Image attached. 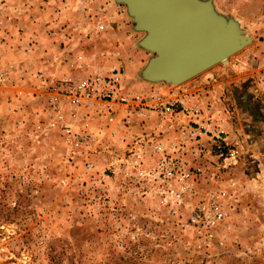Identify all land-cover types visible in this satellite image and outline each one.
I'll list each match as a JSON object with an SVG mask.
<instances>
[{
	"label": "rangeland",
	"instance_id": "1",
	"mask_svg": "<svg viewBox=\"0 0 264 264\" xmlns=\"http://www.w3.org/2000/svg\"><path fill=\"white\" fill-rule=\"evenodd\" d=\"M214 2L252 42L147 90L136 73L151 53L124 4L0 0V264H264V179L228 156L245 141L264 165V0ZM109 63L124 65L113 121L83 111L70 134L51 127L68 118L49 98L63 79Z\"/></svg>",
	"mask_w": 264,
	"mask_h": 264
},
{
	"label": "water",
	"instance_id": "2",
	"mask_svg": "<svg viewBox=\"0 0 264 264\" xmlns=\"http://www.w3.org/2000/svg\"><path fill=\"white\" fill-rule=\"evenodd\" d=\"M127 8L137 42L151 53L139 77L151 84L182 85L252 42L241 22L217 10L214 0H116Z\"/></svg>",
	"mask_w": 264,
	"mask_h": 264
},
{
	"label": "built area",
	"instance_id": "3",
	"mask_svg": "<svg viewBox=\"0 0 264 264\" xmlns=\"http://www.w3.org/2000/svg\"><path fill=\"white\" fill-rule=\"evenodd\" d=\"M77 60L82 63L84 61L83 56H79ZM81 66L83 65H78V67ZM120 69L113 66L105 70L96 66L86 71V77L69 76L63 79L59 88V96H61V102H65L66 108H68V118L70 120L64 112L56 110L50 126L53 127L56 121H69L71 123L64 126V132L70 134L73 126L72 120L80 118L79 115L83 111L85 116L88 115L87 112H91L97 116L101 114V116L107 117L110 122L113 121V105L116 104L122 82ZM169 104L172 105L168 101L164 104L161 103L164 108H167ZM192 111L198 112V109L194 108ZM221 133L223 132L221 131ZM236 154V151H231L228 156L234 158ZM219 214L220 217L222 214Z\"/></svg>",
	"mask_w": 264,
	"mask_h": 264
},
{
	"label": "crops",
	"instance_id": "4",
	"mask_svg": "<svg viewBox=\"0 0 264 264\" xmlns=\"http://www.w3.org/2000/svg\"><path fill=\"white\" fill-rule=\"evenodd\" d=\"M34 24V23H33ZM22 35V34H21ZM52 36L51 37H54L53 36V34H51ZM32 41H31V45H29L28 46V52L26 53V55H28V56H30L31 57V54L33 55V56H35V54H37L40 50H39V48H38V46L36 45V43L37 42H35V39H36V36L35 35H32ZM49 38V37H48ZM102 57H104V56H102ZM103 60H104V58H103ZM47 61H49V60H47ZM94 61H95V59H94ZM94 61H92V62H94ZM97 61V60H96ZM46 62V60H44L43 62H42V59H41V61L39 62V65H40V63L41 64H43L42 66H43V68H47L48 67V69H49V65L47 66V65H45L44 66V63ZM99 62H101L103 65H105L104 63L105 62H103V61H99ZM145 63L146 62H144V63H142L141 64V68H139V70H138V72L136 73V75H137V77L139 78L138 80H137V82L138 83H142V85L145 87V88H147V90H151L152 89V87L153 86H151L152 84H150L149 82H145V81H141L140 79V77H139V74H140V71H141V69L143 68V66L145 65ZM113 63H109V66L110 67H108V69H110V68H112L113 66H115V67H120L121 69H124V65L122 66V64H116V65H112ZM51 65V64H50ZM112 65V66H111ZM126 65V64H125ZM54 66V68H55V64L54 65H52V67ZM79 70H80V68H79ZM129 70V69H128ZM81 73H83V71H80L79 73H77V74H81ZM127 74H125L124 75V79L123 80H125V77H127L126 76ZM135 75V76H136ZM207 77V76H206ZM209 82V79H207V78H205V79H201L200 81H199V84L198 85H200V83H202L203 85H205L206 83H208ZM140 85V84H139ZM197 89H200V87L199 86H195ZM198 91V90H197ZM148 92V91H147ZM151 95V94H150ZM49 98H52V102H53V104H55V103H60L61 102V100L58 98L57 100H55L57 97L55 96V95H53V96H51V97H49ZM47 104H48V106L50 107V105H51V103H49V102H47ZM40 106H42V104H40ZM24 108V107H23ZM42 110H43V107H42ZM42 110H40V111H42ZM201 121H203V119L201 120ZM228 120H225V122H227ZM227 125H228V122H227ZM226 124H225V126H227ZM208 126V125H207ZM230 126V125H229ZM233 134H235V132H231L230 133V135L228 136L229 137V140H231V138H233ZM234 136H236V135H234ZM238 136L241 138V140H243L242 138H246L247 136H248V134H247V132H245L244 130H239V132H238ZM247 140V139H246ZM245 144H244V143ZM243 142H239V145H240V148H242L240 151H237L236 150V152H237V154H239V152H242V153H246V156H244V158H243V162H244V169H243V177L245 178V180H247L248 182H249V180H251V177L252 178H254V177H259L260 179L259 180H263L264 178H263V175H264V165H263V167L261 168V166H258L256 163H258V161L256 160V161H252L253 159L251 158V157H254V155L253 154H255V155H258V154H256V153H254L255 152V150H253L252 148L254 147V144H250V143H248L247 142V144H248V147H247V144H246V142L245 141H243ZM255 144H257V142L255 143ZM132 149H134L133 148V146L131 145V147H129V150H132ZM135 149H136V146H135ZM134 149V150H135ZM135 152H136V150H135ZM252 154V155H251ZM251 155V156H250ZM132 156V158H135V154L134 155H131ZM250 156V157H249ZM260 159H261V162H260V164H264V154L263 155H261V157H260ZM241 161V162H242ZM259 171H261V173H260V175H259ZM249 172H250V174H249ZM255 180H257V179H255ZM246 185H248V184H246Z\"/></svg>",
	"mask_w": 264,
	"mask_h": 264
},
{
	"label": "trees",
	"instance_id": "5",
	"mask_svg": "<svg viewBox=\"0 0 264 264\" xmlns=\"http://www.w3.org/2000/svg\"><path fill=\"white\" fill-rule=\"evenodd\" d=\"M255 118H257L256 116H254ZM255 118H253V119H255ZM260 119H263V118H260ZM264 120V119H263Z\"/></svg>",
	"mask_w": 264,
	"mask_h": 264
}]
</instances>
